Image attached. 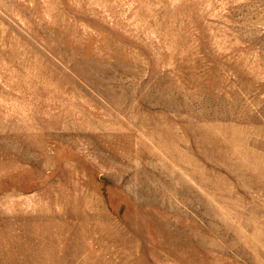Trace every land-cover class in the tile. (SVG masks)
Returning <instances> with one entry per match:
<instances>
[{"label":"rangeland","instance_id":"1","mask_svg":"<svg viewBox=\"0 0 264 264\" xmlns=\"http://www.w3.org/2000/svg\"><path fill=\"white\" fill-rule=\"evenodd\" d=\"M0 264H264V0H0Z\"/></svg>","mask_w":264,"mask_h":264}]
</instances>
